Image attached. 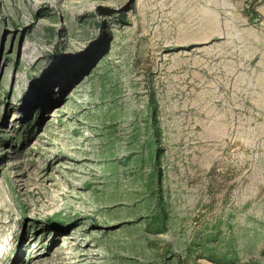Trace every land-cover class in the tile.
I'll list each match as a JSON object with an SVG mask.
<instances>
[{"label":"rangeland","instance_id":"rangeland-1","mask_svg":"<svg viewBox=\"0 0 264 264\" xmlns=\"http://www.w3.org/2000/svg\"><path fill=\"white\" fill-rule=\"evenodd\" d=\"M0 264H264V0H0Z\"/></svg>","mask_w":264,"mask_h":264}]
</instances>
